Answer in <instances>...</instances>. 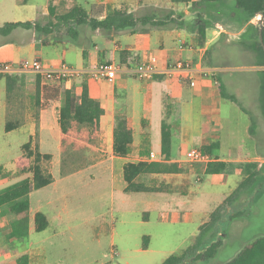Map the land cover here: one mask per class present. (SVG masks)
<instances>
[{"label": "crops", "instance_id": "crops-1", "mask_svg": "<svg viewBox=\"0 0 264 264\" xmlns=\"http://www.w3.org/2000/svg\"><path fill=\"white\" fill-rule=\"evenodd\" d=\"M162 1L161 4L160 0H91L87 2V8L85 9L88 10L92 5H102L105 8L121 9L135 16H150L153 21L163 20L165 22H167L166 18L169 15L171 19L179 17L178 21L183 23V27L176 28L172 24H168L160 28L141 26L134 28V30L100 31L98 29L92 30L84 25L72 27L77 35L67 33L61 39L55 38L48 42L45 40L43 43L35 39L33 46L37 49V52L33 59L39 60L45 69L55 70L61 64H65L83 71L82 75L70 80L41 82L45 92L41 94L39 100L38 108L40 110L37 118H34L26 108L29 97H33L36 105L35 79L33 84L24 83L20 80V78H24L31 81L27 75L32 74L36 77V74L19 70L5 73L14 79L10 84L9 92L6 90L5 79L0 78V81L5 82V94H7L5 101L0 102V121L14 124L13 130L6 132L7 136L13 137L12 140L5 143L6 154H12L10 151L13 149L17 151L15 153H19V156H14L11 160L5 162L7 168L0 166V192L10 187L11 182L18 183L25 178L31 179L32 177L28 172H25V168L32 164L33 159L25 156L22 150L23 145L30 143L32 151L38 150L41 154L51 156L50 153L43 150L42 146L45 140H49V133L59 129L57 149L59 151L58 155L61 154L63 135L58 125V110L63 101L64 91L69 90L75 96H78L82 87L86 86L89 97L100 103L104 113L100 118L98 130L88 133L87 137L83 138L82 143L89 152L96 155H100V153L109 155L106 158L98 156L97 161L86 164H89L88 167L90 168L105 166L109 169L112 177L111 193L113 198L114 195H119L123 205L127 203L129 198H135L146 203L149 201L148 198L162 199L165 203L164 207L155 205L156 201L151 205V208L155 207V209L161 210L164 217L170 213L173 214L174 218H177L183 211H186L185 213L189 216L193 213H199L202 216L203 214H209L212 208L200 210L197 208V204L207 202L208 200L205 198L207 196L228 195L217 193L192 194L190 189L192 181L180 175L182 162L185 161L182 158L185 159L186 151L200 149L202 146L210 145L213 142H218L220 149L222 145L220 137L221 139L223 136L226 137L221 131L220 105L223 100L219 94L218 84L212 78V73L219 70L210 69L204 65L205 51L219 38L223 29L217 24L214 28L207 30L204 43L201 45L197 30L193 28L195 12L190 10L191 2L198 0H185L187 3L173 2L172 0ZM17 3H23V1L17 0ZM47 8L49 9L48 5ZM44 15H47V13L42 16ZM104 15L105 12L102 17ZM20 29L30 32L27 29ZM23 43L24 40L18 41L20 45ZM44 47L52 48V50L47 51L43 49ZM148 55L157 57L160 69H166L180 61L189 63L192 72L182 76L157 75L152 79H137L132 71ZM20 61L15 62L16 65ZM98 64H114L118 67L113 81H97L90 77L88 72ZM189 78L195 80L196 86L194 88L189 86ZM55 89L57 92H55ZM169 95L172 97L171 103L175 108V113L178 116L177 120L180 121V124L177 125V129H174V125L172 126L166 122L170 128L171 139L170 158L169 161L165 162L176 163L180 172L150 175L147 177L149 178L148 181H143V177H141L136 179L135 183L149 188L150 191L126 192L127 184L122 178V168L126 163H137L139 161L164 162L161 153L160 132L162 122L166 121L164 119H166V113L168 112L166 103ZM194 106L196 107L195 111H197L195 115L191 111ZM170 113H173V111H170ZM117 117H124L132 131L133 142L129 154L125 157H117L112 151L113 130ZM185 123H188V125H185ZM135 126L141 129L140 137L136 142L134 141L133 132ZM153 127L159 128L154 143L152 141ZM248 129V124H246L243 127V137L245 139L249 133ZM192 131L196 133L191 142L192 147L183 149V146L189 141L183 132ZM218 131L220 135H218ZM12 134L16 135L11 136ZM10 142L14 143L13 149ZM151 155L154 158H150ZM51 158L54 159L53 156ZM219 161L230 162L224 158L219 159ZM84 167H87V165L71 169H82ZM49 173L52 175L51 172ZM211 176L216 177L219 175ZM174 178L180 179L173 181ZM211 178L209 175L207 181L212 180ZM58 184L59 182L54 181L53 178L52 183L48 186L28 194L29 225L19 238L10 236L12 223L17 218L13 214L5 212L6 206L0 207V264H17V259L23 255L28 257V264H46L47 259L45 256L48 252L43 244L47 240H52L56 235V231L53 230L47 238L37 237L38 239H36L35 236H45L52 228L50 216L47 213L48 208L53 206L57 200L64 198L63 194L55 196ZM178 201H181L183 208ZM174 202L177 203L174 204ZM37 213H42L48 223L46 229L42 232H35L34 230V216ZM53 216L60 219L59 215Z\"/></svg>", "mask_w": 264, "mask_h": 264}, {"label": "rangeland", "instance_id": "rangeland-1", "mask_svg": "<svg viewBox=\"0 0 264 264\" xmlns=\"http://www.w3.org/2000/svg\"><path fill=\"white\" fill-rule=\"evenodd\" d=\"M90 1L29 0L28 3L23 4L17 3V0H0V28L9 23L28 21L36 22L41 26L52 24L55 23V16L65 14L73 6L87 8V2ZM160 3L162 4L163 1L160 0ZM47 5L52 9L54 16L49 14V9H46ZM45 13L47 15L42 16ZM260 19V16L256 17L253 24H258ZM65 28V26H52L48 33H35L31 29H29L30 32H26L17 28L7 37L0 35V48L5 46L0 50V67L4 65L15 67V62L20 60H33L37 52L33 46L34 40H40L43 43L45 40L48 42L55 38L61 39L67 35ZM249 33L250 30L246 28L243 32L229 34L228 37L232 41H238ZM19 40H24V43L18 44ZM43 49L52 50L48 47ZM255 69L228 70V73L232 75L225 76L227 92L237 96L240 105L247 110L248 114L244 113L240 106L227 100L222 101L220 105L221 131L226 137L223 136L222 139L220 137L222 145L219 150L215 151V154H217L216 158H224L230 162H226L228 166L223 174L216 177L210 175L212 180L207 181L209 175L206 174V167L208 163L190 165L183 161L180 175L192 181L190 186L192 194H229L245 175L244 170L239 168L241 164L252 162L259 165L264 164V118L259 109L258 84L251 76ZM27 76L31 81L24 78H20V80L33 84L35 76L32 74ZM6 96L5 82L1 80L0 102L5 101ZM171 99L172 97L169 95L166 103L169 113H166L164 120L177 129L180 121L177 120L178 116ZM26 108L34 118H37L40 109L35 105L33 97L28 98ZM195 109V106L191 109L193 115L197 114ZM251 118L257 123L262 137L252 136L248 133L246 137L249 140H247L243 137V127L246 124L250 127ZM6 123L7 121H0V166L2 167L14 156H19V153H15L17 151L13 149V142H10L12 143L13 150L10 151L12 154H6L5 143L13 139V137L7 136L6 132L13 129L6 131ZM134 128V141L136 142L140 137L141 129L136 126ZM91 131L95 130L72 124L69 133L62 139L60 155H58L57 149L59 129L51 131L49 140H45L42 146L43 150L54 158L53 160L52 158L47 161L43 160L42 167L45 171L52 173L54 181L59 182L55 196L62 194L64 196L48 208L47 213L52 225L50 232L45 236H35L36 239H38L37 237L47 238L53 230L56 231L55 237L43 244L48 252L45 256L46 264H162L171 255H181L192 244L194 237L198 235L200 224L208 222L209 214L202 216V214L193 213L189 216L185 213L186 211H180L177 218H174L170 213L164 217L161 210L155 209V207L151 208V205L156 201L155 205L164 207L165 203L162 199L148 198L149 201L146 203L129 198L123 205L119 195H114L113 198L111 193L112 177L109 169L105 166L90 168L89 164H86L97 161L98 156H103L102 158L109 156L106 153L96 155L83 146V140L88 133H92ZM158 132L159 128H152L153 143ZM183 134L189 140L183 149H189L192 147L191 142L196 133L192 131L183 132ZM14 135L16 134L11 136ZM218 135H220L219 131ZM182 159L185 160L184 157ZM84 165L87 167L71 169ZM25 169V172L32 176L31 164ZM147 177L149 176H144L143 181H148ZM177 179L180 178H174L173 181H178ZM14 184L16 183L11 182L9 186ZM172 184L174 183L172 182ZM175 189L178 190L176 187ZM259 192L262 193V198L256 201V194ZM178 203L183 208L181 201ZM235 204H240V208L242 211L245 210L246 214L231 218L232 210L230 207L226 208L220 222L221 229L215 240L220 243V246L214 256L210 260H205L204 257L194 260L193 256L202 253V250H198L190 259H186L184 264H224L247 242L258 236H264V181L244 191ZM241 209L239 210L241 211ZM53 215H59L60 219H56ZM146 239H148L147 242ZM145 243H147L146 249L142 247Z\"/></svg>", "mask_w": 264, "mask_h": 264}, {"label": "trees", "instance_id": "trees-1", "mask_svg": "<svg viewBox=\"0 0 264 264\" xmlns=\"http://www.w3.org/2000/svg\"><path fill=\"white\" fill-rule=\"evenodd\" d=\"M27 3L29 0H22ZM178 3H187L185 0H172ZM190 10L195 12L193 28L197 30L200 44L203 45L206 31L214 28L217 24L223 29L219 38L205 51L204 65L210 69L219 71L212 73V78L218 84L219 94L222 100L230 101L232 104L240 106V109L248 114L247 110L240 105L236 95L227 92L225 76H230L228 70L237 68H256L252 72L253 80L258 84L259 109L264 118V22L260 28L258 24H253L252 20L256 17L264 16V0H198L191 2ZM105 12L104 17L102 14ZM49 14L53 15L49 7ZM55 23L41 26L36 22H17L9 23L0 28V35L9 36L17 28L31 29L35 33H48L52 26H65L66 32L77 35L72 27L87 25L92 30L100 31H122L125 29L134 30L136 27L147 26L149 28H160L168 24L174 27H183L179 22V17L173 19L168 15L166 21H153L150 16H135L121 9L112 7L105 8L102 5H92L88 10L80 6H73L63 15L54 17ZM246 28L250 33L238 41L229 39V34H239ZM123 53V52H122ZM121 53V55H122ZM10 66V65H6ZM230 72V71H229ZM228 73V75H227ZM232 75V74H231ZM0 78L6 82V90L10 91V84L14 81L12 76L0 73ZM52 78V77H46ZM43 77L36 74L35 77V96L36 105H39L41 94L45 89L41 86ZM52 92V90H50ZM55 92L57 90L55 89ZM45 97V96H44ZM46 98V97H45ZM104 111L100 103L89 97L86 86L82 87L81 93L75 96L71 91H64L63 101L58 110V125L63 138L69 133L72 124L76 126H86L92 130H98L99 121ZM248 132L252 136H260L257 123L253 118ZM14 128V124L6 123L5 129L9 131ZM161 153L164 162L139 161L137 163H126L122 168V178L127 184L126 192H149L150 189L135 183L136 179L144 176L159 174H176L180 172L176 163H166L170 158V128L163 121L161 124ZM262 137V136H260ZM133 142L132 131L127 125L124 117H117L113 130V154L117 157H125L130 152ZM219 149V143L213 142L210 145L202 146L201 152L212 159L206 167V174L221 175L227 168V163L219 161L216 158L215 151ZM22 150L27 158H32L31 179L25 178L20 182L4 189L0 192V207L6 206V213L13 214L17 219L12 223L10 236L19 238L27 230L29 225V204L27 196L30 192L44 188L52 183L53 177L42 167L43 160H50L49 154H41L38 150H31L30 143L22 146ZM263 165L256 162L241 164L240 169L244 170L245 175L237 187L225 196H207V202L197 204L200 210H208V222L203 223L198 228V235L194 237L192 244L184 250L181 255H171L164 260L162 264H184L186 259H190L198 250L202 253L193 256L194 260L204 257L210 260L220 243L216 242L217 235L221 229L220 222L226 211L230 207L232 210L231 218H237L246 214L242 211L241 205L235 202L247 189L255 184L264 181ZM259 168V169H258ZM262 198V193L256 194L255 200ZM241 209V211L239 210ZM237 211V212H236ZM48 223L42 213L34 216L35 232H42L46 229ZM148 239H146L147 242ZM147 248V243L142 246ZM17 264H28V257L23 255L16 261ZM224 264H264V236H258L247 242L230 260Z\"/></svg>", "mask_w": 264, "mask_h": 264}, {"label": "built area", "instance_id": "built-area-1", "mask_svg": "<svg viewBox=\"0 0 264 264\" xmlns=\"http://www.w3.org/2000/svg\"><path fill=\"white\" fill-rule=\"evenodd\" d=\"M19 70L24 72H32L39 74L43 77L42 82L46 81H58V80H70L72 78L79 77L83 74L82 70H78L69 67L65 64H61L57 69H45L42 63L33 59L31 61L24 60L19 62L15 67L2 66L0 67V73H8L11 71ZM118 67L114 64H98L90 69L88 72L90 77L97 81H113ZM191 65L187 62H176L166 69H160L158 66V59L154 55H148L143 59L132 71V74L140 80L152 79L157 75H167V76H182L186 73H191ZM52 78H46V77ZM189 86L194 88L196 82L193 79H188ZM150 158H154L153 155ZM212 161L209 157L205 156L200 149H191L185 154L184 163L194 164V163H208Z\"/></svg>", "mask_w": 264, "mask_h": 264}, {"label": "water", "instance_id": "water-1", "mask_svg": "<svg viewBox=\"0 0 264 264\" xmlns=\"http://www.w3.org/2000/svg\"><path fill=\"white\" fill-rule=\"evenodd\" d=\"M261 19L258 21V25H259V28H260V36H261V27H262V24L264 22V16L263 15H260Z\"/></svg>", "mask_w": 264, "mask_h": 264}]
</instances>
